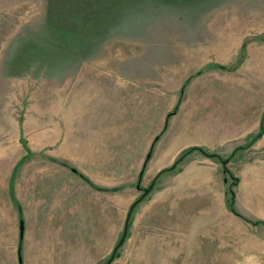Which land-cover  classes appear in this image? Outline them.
Here are the masks:
<instances>
[{"label": "rangeland", "instance_id": "rangeland-1", "mask_svg": "<svg viewBox=\"0 0 264 264\" xmlns=\"http://www.w3.org/2000/svg\"><path fill=\"white\" fill-rule=\"evenodd\" d=\"M263 37L264 0H0V264H18L20 220L61 168L93 189L73 245L104 264L176 105L140 188L188 147L226 159L256 136ZM206 65L229 69L203 70L179 101ZM225 167L234 213L220 162L191 154L136 206L111 264H264V131Z\"/></svg>", "mask_w": 264, "mask_h": 264}, {"label": "crops", "instance_id": "crops-1", "mask_svg": "<svg viewBox=\"0 0 264 264\" xmlns=\"http://www.w3.org/2000/svg\"><path fill=\"white\" fill-rule=\"evenodd\" d=\"M59 174L65 176V180L50 173L43 179L41 201L31 205L30 220L25 228L23 226L24 246L27 243L23 257L27 252L33 253L38 264H88L92 254H95V244L93 247L91 244L76 247L73 235L77 233V225L89 227L94 213L88 202L96 196L91 193L93 189L90 185L74 172L61 168ZM56 224L66 233L61 234L58 229L55 231Z\"/></svg>", "mask_w": 264, "mask_h": 264}, {"label": "trees", "instance_id": "trees-1", "mask_svg": "<svg viewBox=\"0 0 264 264\" xmlns=\"http://www.w3.org/2000/svg\"><path fill=\"white\" fill-rule=\"evenodd\" d=\"M263 39H264V37H263ZM208 68H216V69H220V70H228V69H229V68H225V67H223V66H219V65H206V66L203 67L201 70L197 71L195 74L189 76V77L187 78V80L183 83V85L181 86V88H180V90H179V97H178V98H179V101H180V98L182 97L184 87L187 85V83L189 82V80L192 79V78H194V77H196V76L199 75L203 70L208 69ZM177 104H178V103H177ZM176 111H177V105L174 107L173 111H171L170 113H168V114L165 116V120H164L163 128H162L161 132H160V133H159V134L153 139V141H152V143H151V145H150V147H149V150H148V152H147V154H146V156H145V159H144V162H143V165H142L141 171H140L139 174H138L137 183H136L137 185H140V181H141V177H142V174H143V170H144V168H145L146 163L149 161V159H150V157H151V153H152V150H153V147H154L155 143H156V142L159 140V138L163 135L164 131L166 130L168 120H169V119H170V118L176 113ZM263 131H264V112H263V114H262V116H261V119H260L259 131H258L257 135L254 136V137H252V138H251V139H250L245 145L234 148V149L232 150L230 156H229L228 158H226V159H228V160L230 161V160H231V159H232V158H233V157H234L239 151L244 150V149L248 148L249 146H251V144H252L253 142H255V140L258 139V138L261 136V134H262ZM194 153H199V154L203 155V156L206 157V158L213 159V160H217L218 162H219V160L221 159V157H220L219 155L214 154V153H209V152L205 151V150H204L203 148H201V147H188L187 149H185V150H184V151H183V152H182V153L176 158V160L174 161V163H173L170 167L165 168V169H162L161 171H159V172L155 175V177H154L153 180H152V181L154 182L153 187L155 186V184L157 183L158 179H159L162 175L177 170L178 166H179L180 164H182V162H183V161H184L189 155L194 154ZM73 172H74V173H77V171H75V170H73ZM222 172H223V175H224L225 178H226V177H229V178L231 179V183H230L229 186H228L229 198H228V201H227V207H228V209H229L231 212L234 213V209H233L234 195H233V192H232L231 189H232L233 186H235V185L237 184V179L234 178V177L231 175L230 171H229L226 167H224V166H222ZM79 176H81V175L79 174ZM226 179H227V178H226ZM141 189H142V188H140L139 191H141ZM152 189H153V188H152ZM150 192H151V191H150ZM150 192H149V193H150ZM149 193H148V194H149ZM148 194H147L143 199H141L138 203H136L134 209L136 208V206H137L139 203H141V202H142V201L148 196ZM140 195H141V194H140ZM139 197H140V196H139ZM139 197H138L137 199H139ZM137 199H136V200H137ZM136 200H135V201H136ZM135 201H134L133 203H135ZM15 207L17 208L18 213H20V211H19V207H18L17 203H15ZM133 211H134V210H133ZM132 213H133V212H132ZM131 216H132V214H131ZM131 216H130L129 221H128V228H129V224H130ZM20 222H22V221L20 220ZM253 224H254V225H263V226H264V223H263V222H255V223H253ZM127 231H128V230H127ZM126 235H127V234H126ZM120 237H121V236H120ZM21 243H22V236L20 237V234H19V237H18V243H17V251H16L17 263H18V264H22V259H21ZM117 255H118V250H117L116 255H115L114 258H116ZM109 257H110V256H109ZM109 257H108V259H109ZM108 259L106 260V262L108 261ZM106 262H105V263H106ZM105 263H104V264H105Z\"/></svg>", "mask_w": 264, "mask_h": 264}, {"label": "water", "instance_id": "water-1", "mask_svg": "<svg viewBox=\"0 0 264 264\" xmlns=\"http://www.w3.org/2000/svg\"><path fill=\"white\" fill-rule=\"evenodd\" d=\"M219 162L222 166L225 167L229 163V160L228 159H220ZM153 185H154V182L151 181V183L149 184V186L147 188H142L141 189V195H140L139 199H137L135 201V203H132L130 205V207L126 213L122 235H121L120 239L118 240L117 244L114 246L110 257L105 264H111L112 263L115 255H116L117 250H119V248H121L122 245L124 244L126 234H127V230H128V221H129V218H130V216L134 210V207H135L136 203H138L141 199H143L152 190ZM136 188H137V190H140L139 185H137ZM19 234H20V237L23 236V223L22 222H20V225H19Z\"/></svg>", "mask_w": 264, "mask_h": 264}, {"label": "bare ground", "instance_id": "bare-ground-1", "mask_svg": "<svg viewBox=\"0 0 264 264\" xmlns=\"http://www.w3.org/2000/svg\"><path fill=\"white\" fill-rule=\"evenodd\" d=\"M201 123V122H200ZM170 143V142H169ZM160 157V156H159ZM164 159V158H163ZM161 161V160H160ZM164 161V160H163ZM153 162V161H152ZM158 163V162H157ZM160 163V162H159ZM165 163V162H164Z\"/></svg>", "mask_w": 264, "mask_h": 264}]
</instances>
